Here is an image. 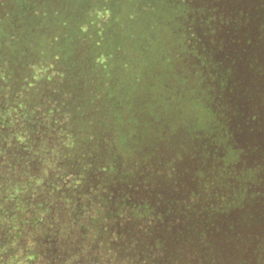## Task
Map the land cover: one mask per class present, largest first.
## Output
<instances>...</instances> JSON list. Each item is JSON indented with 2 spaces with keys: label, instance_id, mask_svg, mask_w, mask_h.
<instances>
[{
  "label": "trees",
  "instance_id": "1",
  "mask_svg": "<svg viewBox=\"0 0 264 264\" xmlns=\"http://www.w3.org/2000/svg\"><path fill=\"white\" fill-rule=\"evenodd\" d=\"M264 0H0V264H264Z\"/></svg>",
  "mask_w": 264,
  "mask_h": 264
},
{
  "label": "rangeland",
  "instance_id": "2",
  "mask_svg": "<svg viewBox=\"0 0 264 264\" xmlns=\"http://www.w3.org/2000/svg\"><path fill=\"white\" fill-rule=\"evenodd\" d=\"M253 228L257 233L264 234V225H255V226L253 225ZM263 241H264V238H263Z\"/></svg>",
  "mask_w": 264,
  "mask_h": 264
}]
</instances>
